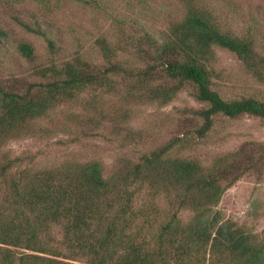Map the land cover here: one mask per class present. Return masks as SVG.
I'll return each instance as SVG.
<instances>
[{"label": "trees", "instance_id": "1", "mask_svg": "<svg viewBox=\"0 0 264 264\" xmlns=\"http://www.w3.org/2000/svg\"><path fill=\"white\" fill-rule=\"evenodd\" d=\"M36 1L49 6L50 0ZM93 1V8L107 13L103 0ZM135 1L128 5L149 3ZM179 1L180 12L158 32L111 13L115 36L95 38L101 66L77 54L34 63L37 81L0 77V264H264L258 209L238 218L218 207L226 189L263 161L264 141L254 143L258 151L241 144L206 160L182 152L189 146L186 131L141 149L159 133L151 121L149 129L138 123L133 106H164L185 89L206 103L188 108L202 119L193 130L199 137L213 128L218 114L264 117V99L224 97L214 86L220 76L217 47L234 52L264 82V52L250 30H231L205 0ZM20 23L41 34L51 51L57 47L44 27ZM7 40L0 25V46ZM16 48L35 59L29 42L19 39ZM86 89L93 92L82 95ZM105 95L116 98L108 108ZM73 99L82 101L74 113L78 118L65 125L78 127L82 137L129 144L134 158L118 157L106 173L99 158L35 167L32 154L3 149L23 135L42 136L49 127L37 121L48 120L57 104ZM52 116L48 123L57 127L58 116Z\"/></svg>", "mask_w": 264, "mask_h": 264}, {"label": "rangeland", "instance_id": "2", "mask_svg": "<svg viewBox=\"0 0 264 264\" xmlns=\"http://www.w3.org/2000/svg\"><path fill=\"white\" fill-rule=\"evenodd\" d=\"M130 1V2H129ZM208 8L216 13L222 23L236 33L250 30L255 37L256 48L264 52V0H205ZM93 0H50L49 6L36 0H0V25L7 30L8 40L0 46V77L13 76L29 81L40 80L33 74V65L48 63L51 58L56 60L73 59L79 54L91 65L101 66L104 63L95 38L105 35L113 38L117 32L111 13L133 22L143 23L147 30L158 32L162 29L170 15L180 12L179 0H149V3H136V7L128 5L135 0H103L104 10L93 8ZM35 15V17L33 16ZM36 18V19H35ZM32 26H41L57 40V47L51 51L46 39L39 33L27 30L20 21ZM50 21L46 24L47 21ZM135 25V24H134ZM136 26V25H135ZM137 27V26H136ZM124 28L128 30L129 25ZM21 40L33 46L35 59L25 58L16 48ZM217 57L216 69L220 76L215 81V88L224 97L254 94L264 99V82L251 75L237 55L222 47L215 48ZM86 89L82 95L93 91ZM116 101L115 97H108ZM82 101L66 100L57 104L48 120L57 118L55 127L48 120L37 123L48 126L42 136L23 135L9 141L3 149L11 155L32 154L34 166L49 167L61 161L74 158H99L105 166V172H110L117 158L133 157L131 145L119 146L102 136L82 137L79 128L65 125L73 123L78 118L76 113ZM206 106V103L194 98L189 89L180 91L176 97L164 106H133L138 113V123L149 121L151 127L158 131L157 138H147L142 144V150L164 142L177 134L186 131L188 148L182 152L195 153L205 160L211 154L232 150L241 144L260 148L256 142L264 141V117L242 113L235 117L218 114L213 128L203 137L193 131L202 122L188 108ZM148 123V124H146ZM144 126V127H145ZM156 126L159 129L155 128ZM264 145V144H263ZM261 152H264L262 150ZM27 157H24V161ZM22 163V162H21ZM22 163V164H23ZM159 202H163L162 199ZM218 207L235 217L245 218L250 209H258V226H264V159L252 170L245 172L230 187L226 189Z\"/></svg>", "mask_w": 264, "mask_h": 264}]
</instances>
